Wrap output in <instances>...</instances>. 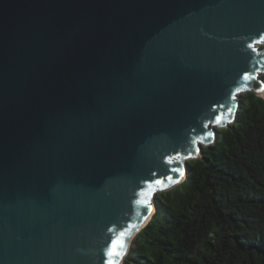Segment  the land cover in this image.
I'll return each instance as SVG.
<instances>
[{
    "label": "water",
    "instance_id": "obj_1",
    "mask_svg": "<svg viewBox=\"0 0 264 264\" xmlns=\"http://www.w3.org/2000/svg\"><path fill=\"white\" fill-rule=\"evenodd\" d=\"M262 75L264 0H0V264H121Z\"/></svg>",
    "mask_w": 264,
    "mask_h": 264
},
{
    "label": "trees",
    "instance_id": "obj_2",
    "mask_svg": "<svg viewBox=\"0 0 264 264\" xmlns=\"http://www.w3.org/2000/svg\"><path fill=\"white\" fill-rule=\"evenodd\" d=\"M238 103L184 180L156 194L121 264H264V96Z\"/></svg>",
    "mask_w": 264,
    "mask_h": 264
},
{
    "label": "snow or ice",
    "instance_id": "obj_3",
    "mask_svg": "<svg viewBox=\"0 0 264 264\" xmlns=\"http://www.w3.org/2000/svg\"><path fill=\"white\" fill-rule=\"evenodd\" d=\"M217 122H219V121H217ZM174 171L176 170V169H173ZM157 183H160L159 181H157ZM121 235V237H123V233H121L120 234ZM123 241H122V239H120V238H118L117 240H114L113 241V244H112V249H110L109 250V255L111 256V255H120V252L119 251H116V249L117 248H123Z\"/></svg>",
    "mask_w": 264,
    "mask_h": 264
},
{
    "label": "bare ground",
    "instance_id": "obj_4",
    "mask_svg": "<svg viewBox=\"0 0 264 264\" xmlns=\"http://www.w3.org/2000/svg\"><path fill=\"white\" fill-rule=\"evenodd\" d=\"M183 179H184V176H183L182 180L180 181V183L183 181ZM154 211H155V207L150 210V215L144 220V222L142 223V225L140 226V228L150 219V217L152 216V214L154 213ZM131 238H132V236L130 237L127 245H129V242H130ZM128 249H129V247H128Z\"/></svg>",
    "mask_w": 264,
    "mask_h": 264
},
{
    "label": "rangeland",
    "instance_id": "obj_5",
    "mask_svg": "<svg viewBox=\"0 0 264 264\" xmlns=\"http://www.w3.org/2000/svg\"><path fill=\"white\" fill-rule=\"evenodd\" d=\"M260 95L263 97V94L262 93H260ZM180 184V183H179Z\"/></svg>",
    "mask_w": 264,
    "mask_h": 264
}]
</instances>
